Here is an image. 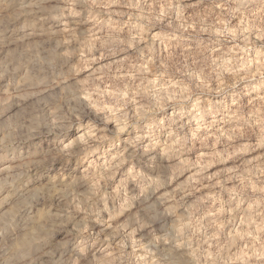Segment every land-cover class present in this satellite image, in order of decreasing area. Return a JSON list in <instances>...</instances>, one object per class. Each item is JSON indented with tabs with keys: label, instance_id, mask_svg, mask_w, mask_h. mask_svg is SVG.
Segmentation results:
<instances>
[{
	"label": "clouds",
	"instance_id": "clouds-1",
	"mask_svg": "<svg viewBox=\"0 0 264 264\" xmlns=\"http://www.w3.org/2000/svg\"><path fill=\"white\" fill-rule=\"evenodd\" d=\"M0 264H264V0H0Z\"/></svg>",
	"mask_w": 264,
	"mask_h": 264
}]
</instances>
